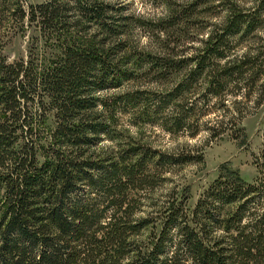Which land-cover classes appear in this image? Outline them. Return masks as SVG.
<instances>
[{
    "label": "trees",
    "instance_id": "obj_1",
    "mask_svg": "<svg viewBox=\"0 0 264 264\" xmlns=\"http://www.w3.org/2000/svg\"><path fill=\"white\" fill-rule=\"evenodd\" d=\"M149 2L0 0V264H264V148L251 180L222 167L190 206L153 195L182 158L131 130L194 137L261 102L264 0Z\"/></svg>",
    "mask_w": 264,
    "mask_h": 264
},
{
    "label": "rangeland",
    "instance_id": "obj_2",
    "mask_svg": "<svg viewBox=\"0 0 264 264\" xmlns=\"http://www.w3.org/2000/svg\"><path fill=\"white\" fill-rule=\"evenodd\" d=\"M26 1L38 3L43 0ZM109 1H121L126 4V11L130 13L139 12L147 16L161 13L160 6L150 3L149 0ZM236 2L244 8L254 5L253 0H236ZM140 38L142 44L145 37ZM24 47V39L18 37L14 43L7 46L6 53L10 59H13L24 54ZM242 51L243 48H240L237 53L240 54ZM257 94V89L252 90L248 98L235 97L241 100H237L234 105L229 102L225 107L220 106L218 110L201 117L200 123H206L205 127L214 130L207 131L203 127L194 137L187 134L171 135L159 127L132 128V133L136 134L137 139L143 138L151 147L178 159L182 158L181 163L178 162L171 171L165 173L164 181L154 189V197L163 199L169 187L176 185L177 189L184 187L189 190L188 205L192 206L200 197L202 190L217 177L222 167L237 169L244 178L251 180L257 174L256 161L258 157L261 159L264 148V97L258 103ZM215 132L217 135L211 137L210 135ZM183 159L189 160L183 162Z\"/></svg>",
    "mask_w": 264,
    "mask_h": 264
}]
</instances>
